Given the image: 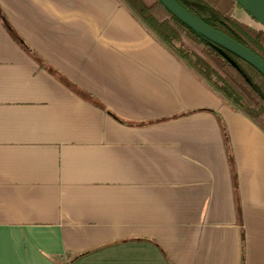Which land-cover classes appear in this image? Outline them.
I'll return each mask as SVG.
<instances>
[{
	"label": "crops",
	"instance_id": "crops-1",
	"mask_svg": "<svg viewBox=\"0 0 264 264\" xmlns=\"http://www.w3.org/2000/svg\"><path fill=\"white\" fill-rule=\"evenodd\" d=\"M0 264H264V130L121 0H0Z\"/></svg>",
	"mask_w": 264,
	"mask_h": 264
},
{
	"label": "trees",
	"instance_id": "trees-1",
	"mask_svg": "<svg viewBox=\"0 0 264 264\" xmlns=\"http://www.w3.org/2000/svg\"><path fill=\"white\" fill-rule=\"evenodd\" d=\"M121 1L170 51L204 78L230 105L264 130V75L234 53L200 36L159 0ZM176 1L264 60V26L246 13L236 0Z\"/></svg>",
	"mask_w": 264,
	"mask_h": 264
},
{
	"label": "water",
	"instance_id": "water-1",
	"mask_svg": "<svg viewBox=\"0 0 264 264\" xmlns=\"http://www.w3.org/2000/svg\"><path fill=\"white\" fill-rule=\"evenodd\" d=\"M177 19L190 27L200 36L211 41L217 46L224 48L247 63L255 67L262 75H264V60L253 51L233 40L226 34L212 28L198 17L189 12L176 0H159ZM241 8L252 18L264 26V0H236ZM220 53L232 60L219 49Z\"/></svg>",
	"mask_w": 264,
	"mask_h": 264
}]
</instances>
